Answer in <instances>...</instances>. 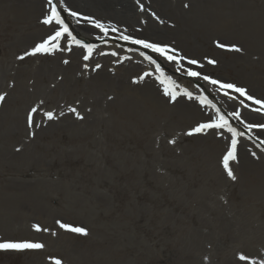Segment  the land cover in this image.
<instances>
[{
	"label": "rangeland",
	"instance_id": "1",
	"mask_svg": "<svg viewBox=\"0 0 264 264\" xmlns=\"http://www.w3.org/2000/svg\"><path fill=\"white\" fill-rule=\"evenodd\" d=\"M227 1L226 5L231 3ZM234 2L238 14L233 30L185 34L175 11L166 12V30L182 55L204 65L192 68L264 99V0ZM19 19L9 22L8 15L0 13V63L17 61L30 51L19 41ZM217 41L236 44L243 51L221 49ZM205 58L217 64L210 65ZM21 62L28 65L32 60L26 57ZM184 76L178 75L179 83H184ZM185 84L221 108L217 92L204 87L210 83L200 79ZM214 87L231 104L222 113L239 110L245 122L250 120L244 115L248 113L264 123V114L242 108ZM3 90L0 93L8 94ZM41 100L45 105L40 113L52 111L50 102ZM26 111L21 105V120L0 119V239L38 241L44 248L0 250V264L57 260L61 264H245L237 258L241 252L264 259V196L255 190L262 181L241 177L236 162L230 165L235 180L227 176L221 161L222 176L217 177L204 168V155L188 150V159V154L178 152L190 147L191 140H150V146L157 145L146 155L141 136H111L106 126L94 127L90 133L49 129L43 121L29 127ZM231 123L245 132L241 139L250 141L264 157V131L257 129L260 145L253 140V131L249 133L237 120ZM226 146L225 142L218 153ZM145 160L153 164L151 169L133 164ZM58 220L84 227L87 235L61 229Z\"/></svg>",
	"mask_w": 264,
	"mask_h": 264
},
{
	"label": "bare ground",
	"instance_id": "2",
	"mask_svg": "<svg viewBox=\"0 0 264 264\" xmlns=\"http://www.w3.org/2000/svg\"><path fill=\"white\" fill-rule=\"evenodd\" d=\"M230 1L231 3L226 5L227 0H140L146 9L141 11L137 0H63V5L60 0H54L61 8V14L72 34L94 46L93 55L90 60L84 61L82 57L86 54V49L81 45L72 44L71 51L58 50L30 56L28 58H31L32 63L28 65H22L23 62L19 60L2 61L0 88L3 87L8 94L1 102L0 119L21 120V105L29 111L43 98L50 102L49 109L55 113V118L48 120L40 113V109L33 115V121L46 122L49 129L65 127L75 133H80L82 129L85 133H90L94 127L106 126L107 134L111 133V136H141L145 141L142 151L146 155L155 150L153 146L157 145L152 143L153 146H150V140L160 142L163 139H172L177 143V140L188 139L192 142L190 147L183 146L178 152L182 156L188 154V159V150L198 156L204 155V168L211 169L217 177H221L220 161L225 149L220 154L218 151L226 139H222L213 131L191 136L187 134L197 125L195 121L203 122L208 116L216 115L213 108L202 106L198 100L183 95L186 89L193 97H198L194 90L185 84L189 80H200L186 75L185 70L191 66L186 61L180 64L168 62L150 49L121 40L120 32L110 31L105 36L93 25L72 17L62 9L67 7L81 13V16H91L109 28L115 26L121 31L126 30L125 34L178 48L176 42L170 40L171 34L166 30V12L177 13L178 24L185 34L206 33L208 30L215 33L227 32L237 26L238 7L233 0ZM3 3L5 10L2 8ZM185 4L188 7H185ZM47 9V0H0V13H6L9 22L20 18L19 41L30 50L52 32L50 26L42 23ZM151 12H155L163 23L152 17ZM100 38L106 41L100 45L95 44ZM60 43L62 49L68 46L66 40H61ZM113 52L117 55H111ZM147 56H151L160 64L163 74L161 69L157 71L150 65L151 61ZM64 60L69 63L64 64ZM85 63L88 64L87 69L84 68ZM96 64L101 67L97 69ZM177 68H181V71H177ZM145 72L150 75L144 76ZM178 75H185L182 79L184 83H179ZM168 78L175 82V90L181 93L175 101L164 94L166 84L173 87ZM162 79L165 80L164 84L161 83ZM204 87H207L209 92H217L216 101L221 107L220 110L227 105L231 107L214 86L204 84ZM70 106L76 107L83 119L68 112ZM61 112L64 113L63 116L59 115ZM244 115L252 121H246L248 123H261L256 122L260 120L259 116L251 117L248 113ZM259 132L257 129L253 130L252 138L261 145V138L257 135ZM249 142L240 140L235 168L243 178L260 179L262 183L255 190L264 196V157L255 148H251L253 145ZM173 151L175 148L170 152ZM253 152L256 153L255 157L251 154ZM133 164H142L150 167L149 169L153 166L147 160Z\"/></svg>",
	"mask_w": 264,
	"mask_h": 264
},
{
	"label": "snow or ice",
	"instance_id": "3",
	"mask_svg": "<svg viewBox=\"0 0 264 264\" xmlns=\"http://www.w3.org/2000/svg\"><path fill=\"white\" fill-rule=\"evenodd\" d=\"M141 11H146L144 5L140 3V0H137ZM48 4V11L43 17L42 23L44 25L50 26L52 28V32L41 42L36 43L30 51H25L23 55L19 56L18 59L23 61L26 57L35 56L37 54H48L53 53L58 50L63 51H71L70 45H81L84 49H86V54L83 55V60L88 61L93 55L94 46L89 44H82V41L78 40L70 30L67 23L61 14V8L58 7L57 3L54 0H47ZM60 4L63 5V0H60ZM185 7H188L185 4ZM63 11L68 12L72 17L82 19L83 21L87 22L88 24L93 25L96 29H99L105 36L109 34L111 31L112 33L120 32L119 39L124 41H130L134 45L142 46L144 49H150L153 53L158 54L164 60L168 62H173L176 64H180L182 61H186L190 66H197L198 68H203L204 65L201 64L200 60L195 58H188L182 55L179 50L173 47L170 44L163 43V42H154L147 38H138L130 34H125V31H121L115 26L109 28L105 25V23L101 22L98 19H95L91 16H81V13L72 11L67 7H63ZM152 17L163 23L162 20L156 15L155 12L150 13ZM146 23V21L144 22ZM61 40H66L67 45L63 49L61 48ZM217 47L221 49H226L228 51H233L236 53L242 52V48H240L236 44H226L221 43L219 41L216 42ZM143 55V53H141ZM111 55L115 56L117 53L113 52ZM152 63H156L151 56L146 57ZM207 63L210 65L217 64L215 59L205 58ZM64 64H68V60L63 61ZM95 67L98 69L101 65L96 64ZM183 66L181 65V68ZM84 68H88V64H84ZM181 68H177V71H181ZM156 70L160 71L159 64L156 65ZM186 75L190 77H195L197 79H202L207 83H210L213 86H218L219 90L230 100H236L240 104L242 108L249 109L253 112L264 114V99L254 97L253 95L249 94L248 90L244 87H241L232 82H225L220 79H215L210 75L202 74L201 71L193 70L192 67H188L186 70ZM150 73L145 72L144 76H148ZM144 77H140L143 79ZM170 81V78H168ZM173 87H169L167 84L164 88V94L169 96L171 100L175 101L181 93L175 90L174 81H170ZM161 83L164 84L165 80H161ZM234 93L235 95H233ZM7 93H0V102H3L6 98ZM183 95L187 96L189 99H196L202 106H211L215 109V116H208L204 122H199L195 127L191 128L187 133L189 136L194 134L205 133L207 131H213L222 139H226V149L222 155V167L226 171L227 176L230 177L232 180L236 179L234 171L230 166L234 162H238V148L240 144V140L242 137L245 136V132L238 131L236 127L233 126L231 120L239 121L244 128L251 133L253 130L259 129L264 131V123H247L242 119L241 112L239 110H235L231 113H222L219 108L212 103V101L208 100L205 96H198L193 97L191 92H188L186 89L183 92ZM250 102V103H246ZM44 101L41 100L38 102L36 106L30 108L26 116V123L29 127H32L34 124L33 115L38 112V110L42 109L44 105ZM68 112L73 113L79 119H83V116L80 115L76 107H68ZM44 115L48 118V120H52L55 118V113L53 111H46ZM59 115L63 116L64 113L61 112ZM225 130L227 133H230V136H225ZM34 135V133H33ZM251 138V137H249ZM173 143L175 141H172ZM252 156H256V153H251ZM61 229L66 231H70L73 233L87 235V229L84 227L73 226L68 223H62L61 221L56 222ZM36 231H41V227L39 224H34L32 226ZM44 231H48L47 228L43 229ZM55 234V233H53ZM44 248V244L38 241L32 240H13V239H0V250H38ZM238 260L245 262V264H264V259H255L252 258L243 252L238 254ZM55 264H61L59 260L55 262Z\"/></svg>",
	"mask_w": 264,
	"mask_h": 264
}]
</instances>
